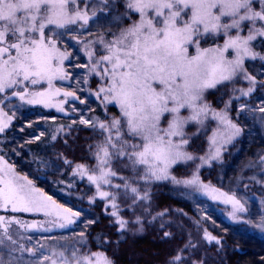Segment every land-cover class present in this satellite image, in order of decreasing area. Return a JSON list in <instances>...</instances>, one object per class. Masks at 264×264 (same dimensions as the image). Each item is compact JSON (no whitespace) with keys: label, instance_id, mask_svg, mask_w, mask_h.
Instances as JSON below:
<instances>
[{"label":"snow or ice","instance_id":"snow-or-ice-1","mask_svg":"<svg viewBox=\"0 0 264 264\" xmlns=\"http://www.w3.org/2000/svg\"><path fill=\"white\" fill-rule=\"evenodd\" d=\"M125 7L131 24L113 32L111 40L100 34L85 44L89 74L99 77L95 95L105 110L108 105L118 106L120 115L110 121H80L99 129L103 139L95 146V169L89 171L84 165H77L75 173L86 175L96 186L98 196L109 202L110 214L115 217L122 238L130 224L119 214L118 199L122 197L128 202L135 217L132 223L141 224L136 209L149 199V194L146 189L141 190L140 181L144 185L166 180L180 183L171 173L174 165L215 159L220 153V143L231 142L241 129L228 117L230 101L218 111L206 101L205 94L218 86L232 85L242 77L249 86L246 90L240 89V94L249 95L255 89L256 80L246 71L245 60H264V55L257 53L253 45L258 37L264 38V0H125ZM87 8L85 5L81 10L78 0H0V93L13 89L12 95L21 101L49 106L51 97L61 92L59 88L54 89L53 81L67 78L63 64L69 53L57 47L63 33L56 29H65L78 20L87 24ZM130 13L138 14V19ZM95 14L93 10L92 16ZM245 30L247 35H241ZM209 37L214 40L223 37L224 43L201 48V39ZM97 44L101 46V54L93 59ZM189 46H195V55H189ZM81 66L88 67L77 65ZM45 83V91L29 90V86ZM63 95L77 98L69 91ZM182 109L188 114L183 115ZM57 110L63 111V108L57 106ZM260 111L264 112V107ZM11 119L0 109V133ZM210 121L218 122L209 138L216 146L215 154L197 157L188 150L190 140L185 129L189 124L204 129ZM114 161L130 167L133 179L119 176L121 183H113V178L118 176L113 169ZM21 179L27 178L0 177L3 185L0 209L12 213L42 212L46 217H54L49 223L59 228L75 223L73 217L79 213L62 208L51 196L36 195L39 190L31 187L32 182L20 183ZM184 183L194 184L196 179ZM102 185L110 190H102ZM221 195L225 196V203L232 204L234 218L245 211L233 196ZM14 223L26 231L41 227L35 222L29 224L15 217L0 216L5 235ZM138 230L142 231V227ZM79 235L81 239L71 245L70 255L65 254L69 252L68 246L64 251H53L59 264H114L103 246L96 251H83L86 240L83 232ZM205 239L220 243L206 230ZM20 249L24 251V245ZM28 251L35 255L32 249ZM174 259L179 261L180 256ZM51 264H58L57 259Z\"/></svg>","mask_w":264,"mask_h":264},{"label":"rangeland","instance_id":"rangeland-1","mask_svg":"<svg viewBox=\"0 0 264 264\" xmlns=\"http://www.w3.org/2000/svg\"><path fill=\"white\" fill-rule=\"evenodd\" d=\"M78 4L81 10L84 9L85 5L88 6V23L84 24L83 21L78 20L75 24H69L65 29H56L58 33H63V36L58 39L57 47L61 51L66 50L69 53L63 64L67 78L53 81L54 89L59 88L61 90L60 94L53 95L49 101V106H45L44 103L29 104L21 101L18 96L12 95L13 89H7L5 92L0 93V109L12 117L8 127L0 133V136L10 130L16 121H19V126L11 143L14 153L19 158L26 143L39 138L44 133V129L40 124L41 121L62 119L73 124H81L92 128L90 124H83L80 121L82 119L90 121L97 119L104 121L107 119L110 121L114 116L119 117L120 115L118 106L108 105L107 110H105L95 95L99 87V77L89 74L90 61L85 44L96 40L100 34L105 35L106 40H111L113 32H117L120 28L127 27L132 23V20H129L125 15L127 11L125 0H108L107 4L104 3V0H78ZM93 10H95V16H92ZM130 14L134 19H138V14ZM46 33H48V29H46ZM234 33L235 30H233ZM241 35H247V30L242 32ZM223 43V37H216L215 40L209 37L201 39L200 47H216L217 44L222 45ZM253 45L257 53L264 55V38L258 37L256 41H253ZM100 47L99 44L95 45L97 55H94L93 59H97L98 55L101 54ZM195 54V46H189V55ZM77 65H87L88 67H77ZM244 67L248 74L255 77L256 80V86L252 93L247 96L240 94L239 90H246L249 82L239 77L234 84L218 86L217 89L209 90L205 94L206 101L218 111L223 110L225 104L231 102L230 107L227 109L228 117L241 129L240 134L235 136L231 142H221L219 145L220 153L215 159H208L207 162L203 163L197 159L194 162L174 165L171 173L180 183L166 180L153 181L148 185H144L140 181L141 190L146 189L149 194V199L141 202L142 206L137 207L141 214H147L143 209L150 200L151 185L167 183V194L191 204L197 215L202 221L209 224L212 231L233 235L238 239H246V234H250L264 242V230H262L264 228V155L258 160H251L250 163L245 162L242 164V160H239L235 164L233 161L234 156H241L242 150H244L243 142L245 138H247L248 147L252 145L257 134L262 133L261 136L264 138V112L260 111V108L264 107V60L259 58L255 60L246 59ZM29 90L45 91L47 90V84L35 87L29 86ZM65 91L73 92L78 99L65 97L63 95ZM213 93H215L216 100L211 102L208 100V96ZM57 106L62 107L63 111H58ZM113 109H116L117 115H114ZM181 111L183 115L188 114L186 109ZM217 127L218 122L216 121H210L204 129H200L196 124H189L185 129L190 140L188 150L197 157H209L215 154L216 146L210 143L209 138ZM96 131H99V129H96ZM232 150L230 159L226 160ZM245 152H248L247 149ZM223 163L224 165L221 167L218 176L221 186L209 184L202 179L201 174L204 169ZM83 165L89 171L94 170L96 159L90 166ZM241 165L244 166L241 169V174L235 177L237 167L239 168ZM9 169L11 172H9ZM76 169L77 166L72 167L66 177L63 178L64 169L56 167L53 173H56L58 178L53 179L47 174L37 178L34 173L35 176L27 172L24 167L20 170L18 166L12 164L0 154V177L8 178L15 175L19 178H27L26 180L21 179L19 182L26 184L30 180L32 182L31 187L39 190L36 195L43 193L45 197L51 196L62 208H69L73 212L79 213L78 216L73 217L75 223L65 228H59L55 224L49 223V221L55 219L54 217H46L42 212L12 213L0 209V216L5 218L15 217L25 223L35 222L41 225L39 228L26 231L20 225L14 223L8 228L7 235L0 227V264H37V262L51 264L53 259H57L59 264V258L52 255L53 251H64L65 246H68L69 252L65 254L70 255L71 245L81 239L79 235L81 232L84 233V239L86 240V245L82 250H90L88 242L89 229L99 221L101 213L112 216L110 214L112 209L109 202L98 196L96 186L88 181L86 175L75 174ZM113 169L118 174L117 177L113 178V183H121L118 179L119 176L133 179L131 168L126 167L123 162L114 161ZM175 169H179V175ZM193 178L196 179V183H184V181ZM245 181H257V184L262 186L263 189L259 188L257 190L250 187L244 190L241 184ZM0 187H3V185L0 184ZM102 190L110 189L108 186L102 185ZM112 190L114 191V189ZM221 193L233 196L240 201L245 211L237 213L234 218L232 204L225 203V196H222ZM117 202L120 208L119 214L123 217L122 211L128 208V202L122 197ZM113 218L115 219V217ZM45 228L50 230L45 231ZM209 234L214 236L211 232ZM102 235L96 236L95 239L99 246L104 247ZM125 235L126 233L123 234L122 238L120 232V239L124 240ZM209 243H215V240ZM20 245H24V251H21ZM244 247L252 252L248 260L251 259L253 262L249 264H255L256 259L264 264L262 255L260 256V249L252 245H245ZM28 249H32L35 255H31ZM45 256H48L49 259L44 260ZM256 264L258 263L256 262Z\"/></svg>","mask_w":264,"mask_h":264},{"label":"trees","instance_id":"trees-1","mask_svg":"<svg viewBox=\"0 0 264 264\" xmlns=\"http://www.w3.org/2000/svg\"><path fill=\"white\" fill-rule=\"evenodd\" d=\"M208 100L214 102L215 93L210 94ZM112 112L117 115L116 109ZM51 120L40 122L44 133L38 139L26 143L20 158L11 147L14 133L19 126V121H16L10 130L0 136V154L20 170L24 167L27 172L32 175L34 173L37 178L43 174L50 175L53 179L58 178L56 173H53L56 167L64 169L65 178L72 167L92 165L95 162V146L103 139L100 132L67 120ZM261 134L256 135L250 147L247 146L245 138L241 156L233 158L235 164L239 160H242V164L250 163L251 160H258L264 155V138ZM53 136L56 138L53 139ZM232 152L233 150L228 153L226 160L230 159ZM223 165L224 163L204 169L202 179L209 184L221 186L218 176ZM243 167L242 165L237 167L235 177L241 174ZM175 170L179 175V169ZM167 186V183L151 185L150 200L143 209L147 214H141L136 209L141 224H133L135 217L132 211L129 208L123 209L122 215L130 224L124 240L120 239L115 219L101 213L99 221L88 231L90 250L99 249L95 238L103 234L104 241H108L107 244L104 243L103 248L114 264H249L253 262L251 259L248 260L252 252L246 249L245 245L260 249V256L262 255L264 260L263 240L250 234H246V239H238L233 235L212 231L209 224L197 215L191 204L168 195ZM241 187L244 190L250 187L263 189L257 181H245ZM161 213L163 215H160ZM141 227L142 231L138 230ZM205 230L219 238L220 243H209L205 239ZM165 233L169 235L165 236ZM177 255L180 256L179 261L174 259ZM256 262L262 264L258 259L255 260V264Z\"/></svg>","mask_w":264,"mask_h":264}]
</instances>
